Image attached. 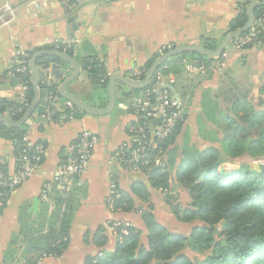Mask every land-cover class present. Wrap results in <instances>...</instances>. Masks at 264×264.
Returning <instances> with one entry per match:
<instances>
[{"label": "crops", "instance_id": "0c3cea01", "mask_svg": "<svg viewBox=\"0 0 264 264\" xmlns=\"http://www.w3.org/2000/svg\"><path fill=\"white\" fill-rule=\"evenodd\" d=\"M253 1L0 0V11L9 6L14 17L0 28V99L21 100L18 80L11 70L16 51L31 53L46 47L67 46L78 63V58L89 54L100 60L108 80L113 74L130 78L142 73L141 68L165 47L200 45L204 39L219 45L229 34V25L240 7L243 4L248 7ZM65 7L71 14L66 13ZM69 17L79 25L72 37L68 34L71 31ZM186 63L179 74L161 73L162 88L172 87L169 92L180 102L186 116L174 146L169 149L174 155L172 175L178 165L197 152L210 147L221 148L224 125L228 118H234L231 99L241 90L247 92L246 97L248 95L251 102L255 100L250 97L259 95L261 98L264 34L246 49L239 51L228 46L219 61L207 66L202 64V71L188 72ZM60 67L62 79L56 80L50 75L47 81L60 86L71 75L68 63ZM119 85H115L114 109L107 115H83L64 123H52L46 117L30 118L27 122L25 141L30 144L42 141L47 150L32 177L0 203V264H84L87 257L100 251L94 245L99 227L104 229L103 234L108 239L105 250L115 246L110 222L128 223L141 231L144 228L139 213H115L108 208L111 183L124 191L136 181L148 184L143 173L128 171L113 159L121 145L130 146L137 140L136 129L140 127L131 112L136 96L126 97L123 86ZM67 92L95 109H105L109 104L108 92L91 86L82 70L79 78L68 85ZM56 107H65V102L56 101ZM84 130L95 133L99 142L85 171L73 177L68 187L77 204L68 245L58 258L30 253L29 248L36 247L38 238L48 229L53 210L50 197L60 189L55 182L56 168L70 156L69 147ZM16 169L14 144L0 137V175L10 176ZM43 189L47 190L46 201L40 199ZM174 190L178 196L185 194L178 186H174ZM36 198L39 203L33 210ZM151 202L156 218L169 224L174 222L164 193L152 190ZM135 205L140 202L136 201Z\"/></svg>", "mask_w": 264, "mask_h": 264}, {"label": "trees", "instance_id": "16d2710c", "mask_svg": "<svg viewBox=\"0 0 264 264\" xmlns=\"http://www.w3.org/2000/svg\"><path fill=\"white\" fill-rule=\"evenodd\" d=\"M246 10L247 4H243L237 16L231 21L228 33L246 23ZM254 14L256 19L263 16L264 6L256 8ZM261 36L254 43L259 41ZM200 46L215 50L218 44L204 39L201 40ZM174 48L175 46L165 47L154 54L141 68L143 74L161 54ZM45 49L58 50L75 58L72 49L67 46L59 45ZM34 53L35 51L30 55ZM220 58L221 56L209 58L198 53H182L166 60L157 73L179 74L185 62L207 66L211 62L219 61ZM78 61L91 86L100 87L108 92V78L105 77L101 61L90 54L78 58ZM54 63L62 65L66 62L60 58L42 56L36 60V67H50ZM11 70L13 72V69ZM13 76L15 80L19 78V75ZM23 80L27 79L22 78L21 81ZM155 81L156 75L144 89H128L123 86L124 95L141 96L153 88ZM27 86L22 100L0 99L1 115L14 121L22 117L34 96L30 81ZM38 86L39 101L32 119L46 116L45 98L50 94L56 96L57 102H65L58 95L59 83L45 80ZM259 93L261 95L259 102L264 109V84L259 88ZM230 104L234 118H228L229 131L224 135L221 148L210 147L197 152L194 157L178 165L174 175L171 174L172 159L169 158L170 156L168 159L165 155L169 148L174 146L186 116L183 114V120L165 139L159 140L148 134L151 145L147 147L145 157L137 164L139 172L147 177L148 184L136 181L128 191L117 189L118 197H114L111 207L108 203V208L115 213H139L145 229L141 231L134 227L122 226L113 229V222H110L109 225L116 235L115 246L112 250H105L108 239L103 234L104 229L99 227L94 236V245L100 251L95 256L87 257L84 264H264V165L251 168L240 161L243 158L264 159V127L254 139L246 135L245 128L242 127L258 125L260 118L264 117V111H255L251 102L236 97L231 99ZM247 111L251 114L247 115ZM131 112H133L132 107ZM70 115L74 120L85 114L74 107H60L56 108L50 121L64 123L69 121ZM137 119V125L148 132L150 128L160 124L156 119L141 117ZM27 128V123L19 128H11L0 122V137L14 144L16 158L21 153L31 152L24 139ZM137 144L138 141H132L129 150L135 149ZM34 145H41L46 153L47 146L44 142H37ZM124 154L128 156L129 151L125 150ZM69 158L70 156L66 159ZM44 159L45 156L41 164ZM66 159L62 163H65ZM156 160L161 161V164L157 165ZM226 164L237 165L238 168L225 171L223 165ZM3 177L8 176L3 173ZM174 186L182 188L188 194L190 202L186 207L170 201ZM152 190L165 193V203L178 222L191 223L198 220L202 225L194 227L190 234L185 236L177 230H169L158 223L151 202ZM6 199L7 197L0 199V203ZM50 200L53 203V210L49 217L48 229L38 238L36 247L29 248V252H40L41 256L58 258L68 245L69 229L77 204L69 190L55 191ZM136 201H139L140 205L136 206ZM143 234H145V244L140 242ZM185 248L199 254L200 257H189L184 253Z\"/></svg>", "mask_w": 264, "mask_h": 264}, {"label": "built area", "instance_id": "2783aa9c", "mask_svg": "<svg viewBox=\"0 0 264 264\" xmlns=\"http://www.w3.org/2000/svg\"><path fill=\"white\" fill-rule=\"evenodd\" d=\"M254 2V1H253ZM8 16V17H6ZM13 11L9 6H5L0 11V28L8 25L12 20ZM264 34V15L255 18L251 28L241 36L240 38L231 42L228 46L233 47L236 50H243L245 47L252 45L254 41ZM225 53V51H224ZM224 53L221 55L223 57ZM30 53L16 51L12 60L13 75H19L18 86L20 87L21 94L20 99H23L24 92L28 88L30 81L29 61ZM185 68L188 72L202 71L204 66L201 64L188 62L185 64ZM145 73H136L131 75L130 79L141 80V76ZM144 77V76H143ZM26 78L27 80H22ZM170 79V83H172ZM161 74L156 73V81L151 90L146 91L141 96L134 99L132 109L133 114L136 117L145 119H156L160 121V124L150 128V132L144 129L142 126L136 129V137L138 141L137 147L133 150H129L130 146L127 144L121 145V147L115 152L113 159L119 161L121 165L128 171H139L138 162L145 157V151L151 141L148 137L150 133L154 138L162 140L171 135L174 127L183 120V108L180 102L172 96V94L162 88ZM154 95V97H153ZM55 95L50 94L45 98L47 107L45 108V117L50 121V118L56 111ZM65 107L73 108V106L65 101ZM72 115L69 116V121H72ZM99 142L98 136L88 130L82 131L77 140L69 147L70 158L65 163H60L55 171V182L59 185L61 190H68L73 177L80 176L86 169L93 151ZM30 148V153H21L16 158L17 169L15 172L8 176L3 177L0 175V199L8 197L15 189L23 185L32 175L37 171L41 165L43 156L46 155L44 148L41 145H34L27 143ZM125 150L129 151V155L125 156ZM160 164L159 161H156ZM114 197H118L117 188L114 183H111L109 190L108 203L112 206ZM48 198L47 190L43 189L40 194V199L46 201ZM131 227L130 224L124 222L113 223V229L116 227ZM126 234V232L124 233ZM37 264V263H26Z\"/></svg>", "mask_w": 264, "mask_h": 264}, {"label": "water", "instance_id": "95a60500", "mask_svg": "<svg viewBox=\"0 0 264 264\" xmlns=\"http://www.w3.org/2000/svg\"><path fill=\"white\" fill-rule=\"evenodd\" d=\"M264 6V0L254 1L251 2L246 10L247 15V21L246 23L230 32L217 46L215 50H208L203 48L200 45H182L175 47L174 49H171L167 51L166 53L161 54L148 68L146 71L144 77L141 80H133L130 78H127L120 74H113L110 75L108 80V97H109V104L108 107L105 109H95L85 102H83L81 99H79L77 96L68 93L67 87L72 82L76 81L80 76V65L78 62L69 56L68 54L58 51V50H52V49H43L35 52L29 61V72H30V82L33 89V100L28 107V109L25 111V113L22 115V117L14 121L10 119L9 117L5 115L0 114V122H2L5 126L11 127V128H19L23 126L25 123H27L30 118L32 117L36 106L39 101V83L42 81H45L49 78L50 75H52L56 80H61L63 75V70L60 67V65L54 63L52 64L49 69L47 66L43 67H36V60L39 57L42 56H48V57H56L64 60L66 63L69 64L70 69L72 70V73L69 77L64 79L60 86L58 87V95L64 99L65 101L69 102L74 108L78 109L79 111L83 112L85 115L89 116H104L114 109L115 106V85L121 84L122 86L128 88V89H144L149 84L151 79L156 75L158 69L161 67V65L168 59L175 57L177 55H180L182 53H198L201 54L204 57L209 58H216L220 57L225 49L228 47V45L233 42L234 40L240 38L243 34H245L252 26L255 14L254 11L258 7ZM66 8V13L71 14L70 10ZM67 22L70 24L71 31H69V36H73V33L77 30L78 26L77 23L74 22L73 17H69ZM168 91L172 90V87H167ZM39 203V199H34L32 204V209L35 210L36 206Z\"/></svg>", "mask_w": 264, "mask_h": 264}, {"label": "rangeland", "instance_id": "374dc122", "mask_svg": "<svg viewBox=\"0 0 264 264\" xmlns=\"http://www.w3.org/2000/svg\"><path fill=\"white\" fill-rule=\"evenodd\" d=\"M246 94H247V92H245L244 90H241L237 94L236 98L249 101L248 95L246 97ZM232 97L233 96H231L230 98H232ZM250 99H254L255 100V102H251V100L249 101V102H251L254 105L255 111H264V109L261 107V104L259 102L261 100V98L259 97V95H258V97H250ZM183 113H184V111H183ZM246 114L247 115L248 114H251V112L250 111H247ZM260 119L261 120H260V123L258 125H254V126H251V127L242 126V127L245 128V133H247L246 135H249V137H251L253 139L254 138H257L259 136L260 132L262 131V129L264 127V117L263 118L261 117ZM235 120H237V119H235ZM224 126H225V128H223L224 130H223V133H222V141L224 140V135L229 131L230 124L227 123ZM167 152L168 153H167L166 157L168 158L170 156L169 158L173 160L174 159V155L173 154L171 155V153H169V150ZM156 161H159V160H156ZM240 161L243 162V163H246V165L247 166H250L251 168L257 167L258 165H264V159L254 160V159H249V158L248 159L247 158H243ZM159 162H161V161H159ZM157 165H159V164H157ZM173 167L174 166H172V168ZM172 168H171V170H172ZM236 168H238L237 165H228V164L223 165V169L225 171H229V170L231 171V170L236 169ZM170 201H172L174 203H178L181 207H186V204H188L190 202V198H189V196H188V194L186 192H185V194H182V196H178L177 193H176V191L174 190L172 192V194H171ZM153 208H154V206H153ZM168 208H169V206H168ZM169 211H170V208H169ZM153 212H154V209H153ZM169 213L171 214V211ZM154 215H155V213H154ZM156 221L158 223H160L161 225H163L164 227H167L169 230H172V231L177 230L179 233H181L182 235H185V236L189 235L190 232H191V230L194 227H197V226L202 225L198 220H195V221H193L191 223H181V222H178L175 219L174 222H172L171 224H169L168 221H165L164 222V221H162V219H159V217H158V218H156ZM144 229L145 228H143L142 231H144ZM140 242L142 244H145V234H143L141 236ZM184 253L186 255H188L189 257H191V258H194V257H197L198 258V257H200L199 254L193 253L189 249H186V248L184 249Z\"/></svg>", "mask_w": 264, "mask_h": 264}]
</instances>
